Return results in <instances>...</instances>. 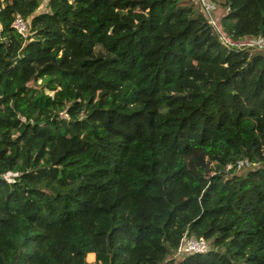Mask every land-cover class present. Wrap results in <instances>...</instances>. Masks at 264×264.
<instances>
[{"label": "trees", "instance_id": "16d2710c", "mask_svg": "<svg viewBox=\"0 0 264 264\" xmlns=\"http://www.w3.org/2000/svg\"><path fill=\"white\" fill-rule=\"evenodd\" d=\"M41 1L0 0V264H264V0Z\"/></svg>", "mask_w": 264, "mask_h": 264}, {"label": "built area", "instance_id": "2783aa9c", "mask_svg": "<svg viewBox=\"0 0 264 264\" xmlns=\"http://www.w3.org/2000/svg\"><path fill=\"white\" fill-rule=\"evenodd\" d=\"M199 1L203 6L204 11L208 15L210 22L212 24H215V20L212 14V10L214 9V3L208 0H199ZM12 27H14L18 33L23 34L26 30V21L21 17L17 16L14 18L12 22ZM221 39L225 44L231 43L228 42V40L224 36H221ZM241 45L257 46L258 48L264 49V43L260 38L241 43ZM241 163L242 161H238L237 167ZM231 166H232L231 164H228L227 168H230ZM205 248H206V241L204 240V238L195 237V236H184L179 242L176 253L183 254V253H192V252H202L205 250Z\"/></svg>", "mask_w": 264, "mask_h": 264}, {"label": "rangeland", "instance_id": "374dc122", "mask_svg": "<svg viewBox=\"0 0 264 264\" xmlns=\"http://www.w3.org/2000/svg\"><path fill=\"white\" fill-rule=\"evenodd\" d=\"M46 1H47V0H42V1H41V4H40V6H39V11H43V10H45ZM222 12H223L222 8H221L220 6H217V5H216V9H215V11H214V16H215V18L218 19ZM46 92H47V91H46ZM204 160H205V163H206V167H208L209 164H210L209 159L205 157ZM87 258H88V260H93V254L90 255V257H87Z\"/></svg>", "mask_w": 264, "mask_h": 264}, {"label": "water", "instance_id": "95a60500", "mask_svg": "<svg viewBox=\"0 0 264 264\" xmlns=\"http://www.w3.org/2000/svg\"><path fill=\"white\" fill-rule=\"evenodd\" d=\"M262 30H261V27H260V32H261Z\"/></svg>", "mask_w": 264, "mask_h": 264}]
</instances>
